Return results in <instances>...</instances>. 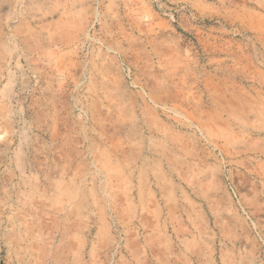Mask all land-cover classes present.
I'll return each instance as SVG.
<instances>
[{
	"label": "rangeland",
	"instance_id": "1",
	"mask_svg": "<svg viewBox=\"0 0 264 264\" xmlns=\"http://www.w3.org/2000/svg\"><path fill=\"white\" fill-rule=\"evenodd\" d=\"M0 264H264V0H0Z\"/></svg>",
	"mask_w": 264,
	"mask_h": 264
}]
</instances>
